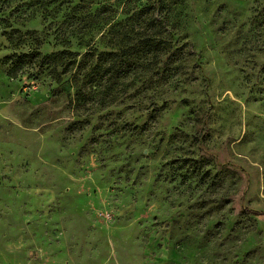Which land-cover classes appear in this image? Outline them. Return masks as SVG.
I'll return each mask as SVG.
<instances>
[{
	"label": "rangeland",
	"instance_id": "obj_1",
	"mask_svg": "<svg viewBox=\"0 0 264 264\" xmlns=\"http://www.w3.org/2000/svg\"><path fill=\"white\" fill-rule=\"evenodd\" d=\"M0 264H264V0H0Z\"/></svg>",
	"mask_w": 264,
	"mask_h": 264
},
{
	"label": "trees",
	"instance_id": "obj_2",
	"mask_svg": "<svg viewBox=\"0 0 264 264\" xmlns=\"http://www.w3.org/2000/svg\"><path fill=\"white\" fill-rule=\"evenodd\" d=\"M85 2V1H83ZM101 10H104V9H101ZM149 10V8H148ZM136 16H139V15H144V6L141 7V9L137 12H135ZM150 39V38H149ZM9 40L11 41V35L9 37ZM13 43V42H12ZM64 43H67V42H64ZM155 43L151 42V41H147L144 43L145 47L148 48V47H154ZM165 46V44H164ZM67 55H72L70 52L68 51H61V52H58L57 54H52L50 56H45V57H41V54L36 50L34 51V53L32 54H23L21 56L18 57L17 59V63H16V66L13 67L11 70H10V74L15 72L16 69H20L22 67V64H23V61L26 60V59H33L35 58V60H37V58H41V64H45L47 61H56L58 59H62L63 57L67 56ZM110 55H113V54H110ZM69 63L66 64L62 74H65L66 71L68 70V67H69Z\"/></svg>",
	"mask_w": 264,
	"mask_h": 264
}]
</instances>
